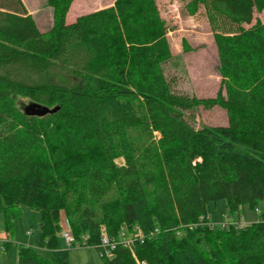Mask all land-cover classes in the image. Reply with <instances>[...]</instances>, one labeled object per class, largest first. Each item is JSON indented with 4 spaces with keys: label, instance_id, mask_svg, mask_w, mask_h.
<instances>
[{
    "label": "trees",
    "instance_id": "1",
    "mask_svg": "<svg viewBox=\"0 0 264 264\" xmlns=\"http://www.w3.org/2000/svg\"><path fill=\"white\" fill-rule=\"evenodd\" d=\"M73 2L50 0L42 31L22 0H0V212L8 231L23 206L41 214L17 264H71L64 219L98 251L104 227L142 236L106 264H264V211L243 229L212 228L207 215L221 199L232 216L264 203V23L252 24L264 0L186 1L214 33V97L168 76L158 0H117L68 23ZM17 96L58 109L27 114ZM214 107L228 124L198 125L197 111Z\"/></svg>",
    "mask_w": 264,
    "mask_h": 264
},
{
    "label": "rangeland",
    "instance_id": "2",
    "mask_svg": "<svg viewBox=\"0 0 264 264\" xmlns=\"http://www.w3.org/2000/svg\"><path fill=\"white\" fill-rule=\"evenodd\" d=\"M27 12L35 18L42 31L49 30L54 24L55 10L50 0H22ZM117 0H74L67 16L72 22L82 13L96 11L102 7L114 4ZM187 0H158L162 15L169 23L168 41L174 55L166 64L168 76L176 78L178 91L186 92L198 97H214L222 84V75L219 69V56L214 41V33L205 12L190 14L185 9ZM264 23V10L254 14L252 24ZM252 24H245L246 27ZM20 111H25L32 101L24 96L15 98ZM197 123L209 125H227V111L221 107L212 109L200 108L197 111ZM117 163L123 164L124 159L118 158ZM259 209H252L244 205L236 214L230 215L225 199L212 201L207 205L208 222L221 228L225 221H243L249 225L260 220V213L264 211V203L258 205ZM21 215L15 220L10 233L14 243H17L16 233L24 232L37 244L39 237L40 211L22 207ZM123 227L126 228V225ZM0 230L7 231L5 216L0 212ZM126 230V229H125ZM136 234H127L134 237ZM33 245V244H30ZM69 251L71 264H106L95 247H77L74 244L66 245ZM0 248V264H17L13 256ZM5 262V263H4Z\"/></svg>",
    "mask_w": 264,
    "mask_h": 264
},
{
    "label": "built area",
    "instance_id": "3",
    "mask_svg": "<svg viewBox=\"0 0 264 264\" xmlns=\"http://www.w3.org/2000/svg\"><path fill=\"white\" fill-rule=\"evenodd\" d=\"M210 226L212 228H216L218 227L216 224L210 223ZM231 225H235L237 228L239 229H243L246 225L243 221H239L237 220V222H232V221H225L223 224H221V227L223 228H228ZM101 241L99 243V254L101 257H110L113 254L114 249L117 247L118 244H120L121 242L129 247L132 248L133 246V242H134V238L133 237H127V232H121V238L120 240H116L114 238H111L109 236V234L106 231V228L104 227L102 229V234H101ZM136 238H141L142 236L137 234L135 236ZM62 238L65 242L66 245H71L74 244L77 247H93L91 245L88 244L87 240H88V235L83 236L82 240H79L76 238V236L73 233V229L72 226L70 224V222L68 221V219H64V223H63V230H62ZM0 242L5 243V238H2L0 240ZM1 243V244H2ZM1 249H5V246L2 244Z\"/></svg>",
    "mask_w": 264,
    "mask_h": 264
},
{
    "label": "crops",
    "instance_id": "4",
    "mask_svg": "<svg viewBox=\"0 0 264 264\" xmlns=\"http://www.w3.org/2000/svg\"><path fill=\"white\" fill-rule=\"evenodd\" d=\"M113 5V4H111ZM109 6V5H108ZM106 7V6H105ZM103 8V7H102ZM70 11V10H69ZM89 12H92V11H89ZM85 13H88V12H85ZM85 13H82V14H85ZM80 14V15H82ZM78 15V16H80ZM77 16V17H78ZM76 17V18H77ZM68 20V19H67ZM76 20V19H75ZM74 20V21H75ZM68 22V21H67ZM73 22V21H72ZM68 23H71V22H68ZM13 235V233H10L8 230L6 232H2L1 233V230H0V240L2 238H5V242H9V245L7 247V252H9L10 255L13 256V259H14V262H17L18 263V253H19V246L20 244H27V245H30V244H33V241L31 240V238L28 236L30 235V232L27 231V235L22 231V232H18L16 233V239H17V243H14V241H12L13 239L11 238V236ZM65 244V243H64ZM1 248V246H0ZM5 263V262H4ZM3 264V263H2Z\"/></svg>",
    "mask_w": 264,
    "mask_h": 264
},
{
    "label": "water",
    "instance_id": "5",
    "mask_svg": "<svg viewBox=\"0 0 264 264\" xmlns=\"http://www.w3.org/2000/svg\"><path fill=\"white\" fill-rule=\"evenodd\" d=\"M57 109H58L57 107L50 108L48 106H43L41 104L32 102L28 107H26L25 113L42 116L48 113H53L57 111Z\"/></svg>",
    "mask_w": 264,
    "mask_h": 264
}]
</instances>
